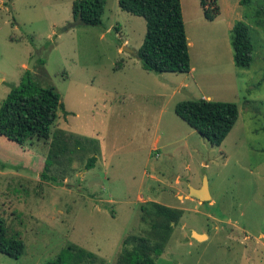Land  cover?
Listing matches in <instances>:
<instances>
[{
  "label": "rangeland",
  "instance_id": "1",
  "mask_svg": "<svg viewBox=\"0 0 264 264\" xmlns=\"http://www.w3.org/2000/svg\"><path fill=\"white\" fill-rule=\"evenodd\" d=\"M73 1L0 0V104L24 78L52 86L69 114L58 111L51 130L100 145L92 169L53 170L57 185L40 179L45 143L0 136V218L25 246L0 264H47L70 245L95 254L92 264H116L123 239L146 228L140 206L153 202L183 212L154 264H264V27L252 31L251 67L239 69L232 29L207 22L199 0H180L194 71L155 74L122 51L141 47L143 18L106 0L103 26L60 33L74 22ZM206 96L239 109L219 147L175 114L177 103ZM204 179L211 199L200 203L189 187Z\"/></svg>",
  "mask_w": 264,
  "mask_h": 264
},
{
  "label": "trees",
  "instance_id": "2",
  "mask_svg": "<svg viewBox=\"0 0 264 264\" xmlns=\"http://www.w3.org/2000/svg\"><path fill=\"white\" fill-rule=\"evenodd\" d=\"M207 22L220 15L219 0H199ZM121 10L143 18L146 33L137 50L141 67L151 73H190V54L180 0H119ZM242 21L234 24L230 44L233 63L239 69H249L254 60L255 44L252 31L264 27V0H241ZM106 0H74L72 17H81L86 26H103ZM64 116V105L56 89L41 87L28 78L11 89L0 104V136L22 145L33 139L47 145L40 179L60 184L52 171L65 176L73 162H84L92 169L97 162L100 145L97 139L68 132L51 130L58 118ZM175 114L212 146L219 147L234 128L238 106L233 102L213 100H184L176 104ZM183 215L182 210L158 203L140 206V221L146 226L141 235H127L122 241L116 264H154L171 237L173 227ZM25 250L23 241L10 235L0 218V254L20 258ZM97 256L76 245L68 246L57 259L47 264H92Z\"/></svg>",
  "mask_w": 264,
  "mask_h": 264
},
{
  "label": "water",
  "instance_id": "3",
  "mask_svg": "<svg viewBox=\"0 0 264 264\" xmlns=\"http://www.w3.org/2000/svg\"><path fill=\"white\" fill-rule=\"evenodd\" d=\"M82 23L81 17L78 16L74 22L68 24L67 26H65L62 30H60L59 32H64L72 27H75L76 25H79ZM122 51L127 52L128 54H131L133 56H135L136 58H138V54L135 51H131L129 49H127L126 47H123ZM39 55H35L32 60H31V64H30V68H33L34 63L39 59ZM186 95L187 92H185ZM189 195H191L193 198L197 199L200 203H205L208 202L211 197L209 194V189H208V181L207 179L203 180V183L201 185V188L199 189H194L192 187H189ZM192 238H194L196 241H201L204 239H207V236L205 234H197L196 232H192L191 234Z\"/></svg>",
  "mask_w": 264,
  "mask_h": 264
},
{
  "label": "crops",
  "instance_id": "4",
  "mask_svg": "<svg viewBox=\"0 0 264 264\" xmlns=\"http://www.w3.org/2000/svg\"><path fill=\"white\" fill-rule=\"evenodd\" d=\"M240 1L241 0H232V10H231V12H225L224 13V8L225 9H229L230 8V6H231V4L230 3H228V2H226V1H224V0H219V6H220V15L214 20V21H212V22H210L211 24H215V25H217V24H222L223 22H225L227 25H228V27H229V29L231 28H233V26H234V24L237 22V21H239V20H243V16L241 15V6H240ZM181 3V2H180ZM199 5H200V3H199ZM181 9H182V7H181ZM240 11V12H239ZM223 13H224V17H223ZM183 15V14H182ZM204 18V17H203ZM184 20V19H183ZM235 20V21H234ZM232 21V22H231ZM233 21H234V23H233ZM230 29V30H231ZM188 40V39H187ZM188 45L189 46H192V43L188 40ZM194 71V67L193 66H191V71H190V73H192ZM211 98L212 97H210V96H206V97H203V98H201V99H205V100H211Z\"/></svg>",
  "mask_w": 264,
  "mask_h": 264
}]
</instances>
